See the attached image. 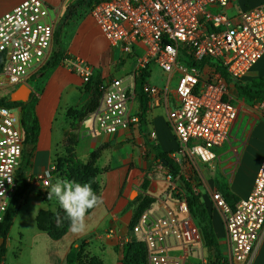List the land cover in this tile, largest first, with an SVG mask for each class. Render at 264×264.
Masks as SVG:
<instances>
[{
  "label": "built area",
  "instance_id": "2783aa9c",
  "mask_svg": "<svg viewBox=\"0 0 264 264\" xmlns=\"http://www.w3.org/2000/svg\"><path fill=\"white\" fill-rule=\"evenodd\" d=\"M235 1L97 0L90 9L103 38L134 55L138 69L154 63L170 77L178 75L174 91L150 84L145 88L149 107L163 104L166 109L177 143L171 157L180 167L179 175H168L170 193L162 205L146 209L131 232L144 242L148 264H186L203 247L180 176L188 179L187 168L216 158V150L231 136L240 108L215 67L206 64L199 70L179 57L185 48L195 61H217L230 77L243 80L264 55V0L240 10L234 22L225 9ZM49 13L44 0H23L0 16V90L25 84L45 64L55 32ZM70 65L85 82L93 75L85 61ZM132 102L122 78L108 82L94 112L96 130L113 134L138 123ZM150 138L156 145V132ZM23 150L18 110L0 107V223L17 190ZM38 179L43 186L49 180ZM210 198L223 215L230 263L250 264L264 234V155L246 197L233 207L217 189L210 191Z\"/></svg>",
  "mask_w": 264,
  "mask_h": 264
},
{
  "label": "crops",
  "instance_id": "0c3cea01",
  "mask_svg": "<svg viewBox=\"0 0 264 264\" xmlns=\"http://www.w3.org/2000/svg\"><path fill=\"white\" fill-rule=\"evenodd\" d=\"M22 1L0 0V16ZM44 1L50 8L49 20L55 26L53 41L47 54L49 59L59 47L56 29L59 30L63 23L62 18L66 16V0ZM96 1L91 0L88 6L77 10L75 16L61 28L59 45L64 51L63 59L48 74L42 90L36 93L40 136L33 147L27 168L23 167V155L25 152L29 153L31 149H26L24 146L16 179H25L26 189L7 238L0 239V245L4 242L6 248L2 264H67L68 254L79 240H85L88 243L90 255L100 258L104 264H123L122 257L115 248L118 242L122 246L131 237L129 235L130 237H127L124 243H120V239L126 238L127 232L130 233L129 224L133 220L136 209L134 202L141 196L150 197L154 199L150 208L155 209L162 205L170 193L168 177L170 173L162 160L156 159L155 152L150 149V145H154L150 138L152 132H156L158 140L154 146H158L162 152L174 153L177 149L176 139L168 125L167 112L163 104L149 107L148 102V112L144 122L139 119V122L129 129L113 134H101L96 130L94 121L96 109L79 124L74 132L77 134L76 156L80 160L88 162L92 153H99L95 168H97L96 179L100 183L99 195L103 203L86 215V229L83 233H73L69 229L61 239L54 240L49 230L40 227L41 213L55 214L59 209L61 210V207L55 198L47 200L48 189L43 186L38 177L50 179L52 183H55L57 178L63 179L59 173H52L59 159L67 156L66 133L72 131V127L77 124L76 115L84 109L91 98L90 82L92 83L98 75L105 86L114 78H122L133 98V111L139 113L137 59L134 55L124 53L120 47L109 45L103 38L90 16V9ZM262 1L236 0L225 9V12L236 22L240 10L258 5ZM96 53H100L101 58L95 60ZM75 61H85L93 67L94 72L89 81L85 82L81 74L71 68L70 64ZM129 61L132 62V66L127 67ZM154 66L157 65L154 63L149 65L148 84L159 88L168 87L170 91H174L178 75L174 74L170 77L157 66L163 75L160 80L152 81ZM39 69L25 83L31 87L32 92L34 87L28 82ZM260 77H264V55L241 81L250 82ZM228 88L231 97L240 108L239 116L229 140L216 150L214 161L216 160L217 165L213 167V162H210L200 163L199 166V172L205 177H207L206 168L212 171L210 172L213 177L203 180V186L200 187L199 192L212 217L215 234L225 252L227 237L224 219L222 212L213 205L210 191L223 187L232 195L234 201L246 197L254 185L264 155V119L258 121L251 113H243L248 104L237 98L232 85L228 84ZM256 106H250V108ZM18 114L21 124L19 110ZM21 129L23 131L22 125ZM255 136L261 138L260 160L245 188L240 189L239 192L233 191L229 183L234 181V173L239 170L244 154ZM110 230L114 231L112 235L108 234ZM189 259L191 262H188ZM203 262L205 259L198 258L196 253L186 260V264H203ZM250 264H264V234Z\"/></svg>",
  "mask_w": 264,
  "mask_h": 264
},
{
  "label": "trees",
  "instance_id": "16d2710c",
  "mask_svg": "<svg viewBox=\"0 0 264 264\" xmlns=\"http://www.w3.org/2000/svg\"><path fill=\"white\" fill-rule=\"evenodd\" d=\"M86 0H77L76 4L69 8L66 16L63 18L61 27L56 32V39L58 43V50L53 53L51 58L41 67L30 79V83L34 87V91L31 94L28 102L10 100V94H0V107L18 109L21 114V125L24 132V146L26 149L30 148L29 153L23 155V165L27 168L30 164V159L33 153V147L38 142L40 136V122L36 112L37 97L36 93L42 90V86L45 83V79L48 74L60 64L63 59L64 51L59 45V37L61 28L75 16L77 10L83 7ZM180 60L184 61L189 67L202 70L204 65L209 64L216 68L221 74L224 80L235 88L237 97L250 106H255L264 103V77L254 79L250 82H242L235 80L228 75L226 70L219 65L217 61H211L205 59L202 62L195 61L189 54H187L185 48H181ZM2 66V58L0 59V69ZM150 77L149 65L145 68H140L136 74V80L139 85V92L137 96L139 98V119L144 122L148 112L149 97L146 93V86L148 84V78ZM91 84V98L88 104L76 115L77 124L72 127V131L66 133V150L67 156L59 159L56 164V168L52 174L59 173L62 178L69 180H75L79 183L91 182L93 190L99 195L100 183L96 179L97 168L95 163L99 157L98 152L91 154L88 162H83L76 156L77 146V134L75 130L78 129L79 124L89 115H91L98 107L105 90L103 80L98 75L94 78ZM17 89V88H15ZM14 89V90H15ZM13 91V90H12ZM11 92V91H6ZM150 149L155 152L156 159L162 160L170 174L177 176L180 174V167L178 163L171 157L172 153H165L160 150L158 146L150 145ZM181 186L185 191V198L188 203L190 213L201 233L203 246L207 251V259L203 264H230L229 259L225 251H223L219 240L215 234L213 228L212 217L209 214L207 207L203 201L202 194L198 191L201 185L196 184V179H186L182 175L180 176ZM17 190L10 202L8 210L4 216L3 221L0 223V239L5 240L9 233V230L13 224V220L18 213V206L20 200L23 198L26 181L25 179L17 180ZM222 192L225 200L233 207L238 201H234L232 195L223 187H217ZM154 202L150 197H139L134 204H136L135 214L133 220L129 224L130 233L133 230L134 225L137 223L140 215ZM93 209L89 210V214ZM86 214V215H87ZM40 227L49 230L50 236L54 240L61 239L69 228V221L66 218V214L63 209H59L55 214L49 212H43L39 217ZM48 224V225H47ZM132 235V234H131ZM115 251L121 255L123 264H148L145 245L136 241L135 238L130 237L127 242L122 246H117ZM6 254L5 243L0 245V264L4 262ZM67 264H104L98 257L91 256L88 252V243L85 240H79L73 245V249L70 251L67 257Z\"/></svg>",
  "mask_w": 264,
  "mask_h": 264
},
{
  "label": "rangeland",
  "instance_id": "374dc122",
  "mask_svg": "<svg viewBox=\"0 0 264 264\" xmlns=\"http://www.w3.org/2000/svg\"><path fill=\"white\" fill-rule=\"evenodd\" d=\"M90 1L86 0V3L83 5V7L88 6ZM76 2H77V0H73V2H71V0H66V2H65L66 13L68 12L70 7H72L73 5L76 4ZM56 30L58 31V29H56ZM54 46L56 48V44ZM47 58H48V56H47ZM47 58H46L45 63L50 59V58L49 59H47ZM95 58H96L95 60H97V58H101V54L96 53ZM130 66H132V62L129 61L127 63V67H130ZM162 75H163L162 71L157 66H154L153 71H152V81L160 80L162 78ZM235 93H236V91H235ZM0 94L8 95V94H10V92L0 90ZM236 95H237V93H236ZM248 107L250 108V106H248V105L244 108L243 113H251L253 116H255V118L258 121L264 119V104L263 103L258 104L256 107H252L250 109H248ZM15 110H18V109H15ZM260 154H261V138H260V136H257V137L255 136L254 139L252 140V144L249 146L246 153L244 154L243 162H242L239 170L234 173V181L232 183H229V186L231 187V189L233 191L239 192L240 189L245 188L247 182L249 181V179L252 175V172H253L255 166L258 164V162L260 160ZM212 162H213L212 166L215 167L217 165L216 160L215 161L213 160ZM199 166H200V164H198L196 167L187 168V177H189L191 179H196L197 180L196 184L203 186V180H207L209 177H213V175L211 174V172H212L211 169L206 168L205 172L207 174V177H205L204 174L199 172V169H200ZM23 167H24V165H23ZM179 183L181 185L180 181H179ZM200 187L198 188V191L200 190ZM129 235L131 237L135 238L137 242L144 244V242L142 241L140 236L131 235L129 232H127V234L125 236L126 238L120 239V243H122L123 241L125 242L127 237H130ZM117 246L120 247L121 244H119V242H118ZM196 254L198 255V258L205 259V262H206L207 251H206V248L204 246L201 249H199L196 252ZM226 254H227V257H228L229 262H230V257H229L227 250H226ZM188 262H191V260L189 259Z\"/></svg>",
  "mask_w": 264,
  "mask_h": 264
},
{
  "label": "clouds",
  "instance_id": "9594fccd",
  "mask_svg": "<svg viewBox=\"0 0 264 264\" xmlns=\"http://www.w3.org/2000/svg\"><path fill=\"white\" fill-rule=\"evenodd\" d=\"M48 189L47 200L55 198L66 214L69 228L73 233H83L86 229V214L103 203L102 197L92 188L91 182L79 183L67 178H57L55 183L44 181Z\"/></svg>",
  "mask_w": 264,
  "mask_h": 264
},
{
  "label": "water",
  "instance_id": "95a60500",
  "mask_svg": "<svg viewBox=\"0 0 264 264\" xmlns=\"http://www.w3.org/2000/svg\"><path fill=\"white\" fill-rule=\"evenodd\" d=\"M32 89L28 84H22L17 89L10 92V100L13 102L30 100Z\"/></svg>",
  "mask_w": 264,
  "mask_h": 264
}]
</instances>
